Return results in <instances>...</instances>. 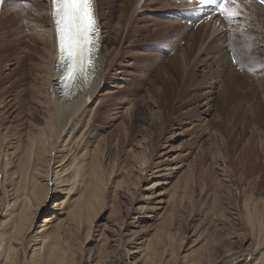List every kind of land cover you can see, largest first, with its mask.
<instances>
[{
	"label": "bare ground",
	"instance_id": "obj_1",
	"mask_svg": "<svg viewBox=\"0 0 264 264\" xmlns=\"http://www.w3.org/2000/svg\"><path fill=\"white\" fill-rule=\"evenodd\" d=\"M157 1L95 0L100 30L95 78L66 101L49 4L29 0L33 7L13 9L6 0L1 7L0 264H264V181H245V166L234 169L219 146L208 160L197 142L188 161L182 158L185 149L162 159L168 140L185 136V129L166 126L163 97L147 90L138 94L132 70L126 76L139 58V63L161 60V51H143H151L148 40L173 50L169 68L180 72L189 62V49L175 53L185 35L179 19L165 12V21L149 22L143 30L149 16L143 11ZM179 1L194 6L195 14L206 11L194 0ZM262 9L255 3L250 9L258 20L247 29L254 39L245 41L238 33L233 42L215 43L193 70L212 73L214 58L226 67L234 48L243 77L254 80L264 97V67L252 74L254 66L248 65L264 55ZM248 43L254 52L244 50ZM215 74L213 81L222 75ZM168 76L164 68L157 81L166 87ZM213 92L210 86L195 94L183 112L202 123ZM109 113L121 119L119 127L107 128ZM124 159L131 169L121 165ZM148 179L153 183L144 195L141 183ZM91 235L100 239L94 252L86 247Z\"/></svg>",
	"mask_w": 264,
	"mask_h": 264
},
{
	"label": "rangeland",
	"instance_id": "obj_2",
	"mask_svg": "<svg viewBox=\"0 0 264 264\" xmlns=\"http://www.w3.org/2000/svg\"><path fill=\"white\" fill-rule=\"evenodd\" d=\"M254 3L260 5V7H263L264 9V5H261L258 2ZM149 6L147 8L145 7V11H143V13H147L149 15L147 21L141 24L144 26H142V28H144L143 30L148 29L149 22L151 25L152 23L158 24V20L165 21V18L167 17H163V15L165 12H168L170 16L177 20L179 19L178 21L181 22L180 24L182 27H185L184 38L177 41V50L175 53H178L179 50L183 48L186 50L189 49L190 55V57H187L189 62L186 64L185 68L179 72L174 68H169L170 66L167 65L169 60L175 58V56L172 55L173 50H167L164 47L165 45L163 46L162 41H152V43L148 40L149 42H144V44L146 48L151 49V51H143H145V54L147 55L148 53L146 52L156 55L158 54L157 52L161 51V60L157 62L156 58L146 59V57H143L146 60H142L143 62L141 61V63H139V58L136 64L139 68L134 65V67L128 68V71H126V76H128V73H130L129 70H132V75L129 74V76L133 77L136 83L138 80V84H134L135 88L137 85L138 89L141 87L138 94H143L145 90H147L150 94L158 98L160 95L163 97L161 100V113L166 126L174 125V127H177L175 128L176 132L179 127L185 129V136L182 137L179 135L176 139H171L172 141L168 140L166 145L167 153L162 156V159L170 160L177 153H179V151L185 149L182 152V158L188 161L193 157V154L197 152V147L202 144L205 159L208 160L211 152L215 151L217 149L216 147L219 146L221 153L226 149L228 155L230 154L234 169H236L237 166H245L244 171L247 176L245 181H250L251 179L252 181H264V148L262 149L263 144L258 137L259 130H262L261 133L263 132L264 134V97L262 96L259 87L256 83H254V80L243 77L241 70L243 68L242 63L238 60L237 63L232 62L233 54L229 53V49H227L229 54L227 55L228 65L226 67L225 65L221 66L222 63H215L214 58L211 60V64H214L212 73L210 71L198 74L193 70L195 61L202 58V55L214 47L215 43L219 44L222 40H225L226 42H233L237 39L238 33H236L233 38L229 40L228 27L221 18L217 16H213L211 20L205 18V14L208 13L210 9L207 12L202 11L203 13L200 12L195 14L193 13L195 9L194 6H191L188 3H182L179 0H158L157 3ZM176 6L178 7L175 8ZM148 8L152 11L148 10ZM263 9L261 10L262 12H264ZM248 15L251 20L246 23V29L253 28L252 25L258 23L257 15H255V13H251L249 11ZM250 22H253V24ZM0 32H2V30H0ZM145 33L147 34L148 32ZM191 38L192 41H195L193 44H191ZM251 50L254 52V49ZM143 51L142 53H144ZM213 54L214 53H211L210 56ZM245 57H247L246 54ZM243 59L246 60L244 57ZM128 61L133 62L132 59ZM123 62L122 64L126 63ZM263 62L264 55L257 61H249L248 65L254 66V72H250L252 74H259V68L264 67ZM153 64L156 65V67ZM164 68H167L169 74L168 77H165L166 87L162 86L157 81L158 73L161 74ZM215 73H220L222 75L216 77V81H213L214 79H210V77L216 75ZM228 80L231 81V84L228 83ZM210 86L214 91V99L210 104L211 112L203 118L204 120L201 123L198 121L194 113L186 114L183 112L185 110L184 105L189 99H192L193 101L195 98L197 99L196 96H198V94L200 95L202 91L204 92L209 89ZM112 118L113 113L110 114V119ZM110 119H108L110 123L109 127H107L108 129H110V127L115 129L121 125V119L119 117L112 119V121ZM189 121H192L193 123L189 124ZM214 131L217 132L215 134L223 137L225 142L224 146L220 144L218 138L214 134ZM250 137H253V139ZM196 142L198 143V146H195L197 149L194 147ZM124 160L121 165L123 164L124 168L131 169V162L126 159ZM112 162L115 169L116 162L111 159V164ZM132 172L135 173L134 170H132ZM237 175L239 176V174ZM150 180L151 179H148L146 182L141 183V189H147L146 191H142L144 195L149 193L148 188L153 183ZM154 189L159 191L161 187H156ZM50 205L51 203L48 204V206ZM42 216L43 213L39 215L37 220L39 221ZM148 223H151V221H143L141 224L147 226ZM102 233L106 234V231ZM99 241L100 239L91 235L90 241L86 247L91 252H94Z\"/></svg>",
	"mask_w": 264,
	"mask_h": 264
},
{
	"label": "snow or ice",
	"instance_id": "obj_3",
	"mask_svg": "<svg viewBox=\"0 0 264 264\" xmlns=\"http://www.w3.org/2000/svg\"><path fill=\"white\" fill-rule=\"evenodd\" d=\"M5 2L6 0H0V7H3ZM46 2L51 9L47 15L54 24L61 62V99L66 101L73 97L75 91L91 87V82L95 78L100 35L95 0H46ZM254 2L264 5V0H194L201 8L209 7V12L205 14L206 19L211 20L213 16H217L223 20L229 30V40L239 33L245 41L254 39L247 35L245 26L250 20L248 13ZM11 7L27 9L33 5L29 0H12ZM251 49L252 44L245 45V51L250 52ZM231 51L232 62L237 63L236 50L233 48Z\"/></svg>",
	"mask_w": 264,
	"mask_h": 264
},
{
	"label": "water",
	"instance_id": "obj_4",
	"mask_svg": "<svg viewBox=\"0 0 264 264\" xmlns=\"http://www.w3.org/2000/svg\"><path fill=\"white\" fill-rule=\"evenodd\" d=\"M60 68H61V62H60Z\"/></svg>",
	"mask_w": 264,
	"mask_h": 264
}]
</instances>
